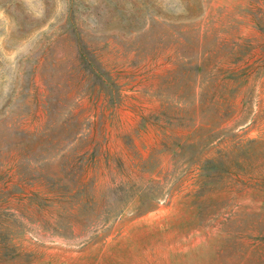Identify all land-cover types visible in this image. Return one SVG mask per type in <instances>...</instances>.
Segmentation results:
<instances>
[{"label": "rangeland", "instance_id": "374dc122", "mask_svg": "<svg viewBox=\"0 0 264 264\" xmlns=\"http://www.w3.org/2000/svg\"><path fill=\"white\" fill-rule=\"evenodd\" d=\"M0 264H264V0H0Z\"/></svg>", "mask_w": 264, "mask_h": 264}]
</instances>
